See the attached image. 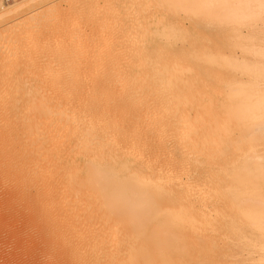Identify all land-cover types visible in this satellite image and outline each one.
Returning a JSON list of instances; mask_svg holds the SVG:
<instances>
[{
    "label": "bare ground",
    "instance_id": "6f19581e",
    "mask_svg": "<svg viewBox=\"0 0 264 264\" xmlns=\"http://www.w3.org/2000/svg\"><path fill=\"white\" fill-rule=\"evenodd\" d=\"M22 1L1 11L0 22L42 4ZM134 25L142 27L140 32L145 29L142 21ZM125 46V52L79 56L77 68L66 78L76 82L30 88L22 114L0 118V158L24 193L37 191L32 209L42 222L53 225V237L71 264H188V249L175 244L166 229L155 235L154 229L148 234L144 228L159 213L170 217L167 220L183 217L182 207L186 217L178 219L184 230L198 227L204 219L206 203L192 183L199 172L189 167L207 154L224 155V134L218 119L201 128L202 122L181 113L184 109L173 111L188 91L207 97L222 76L213 67L199 70L200 79L212 77L214 85L197 89L190 82L195 80L191 69L175 52L144 51L134 35ZM87 68L99 69V75L83 80ZM258 138L264 139V134ZM228 143L237 153L236 141ZM181 188L186 191L183 199ZM191 196L196 198L192 201Z\"/></svg>",
    "mask_w": 264,
    "mask_h": 264
},
{
    "label": "rangeland",
    "instance_id": "374dc122",
    "mask_svg": "<svg viewBox=\"0 0 264 264\" xmlns=\"http://www.w3.org/2000/svg\"><path fill=\"white\" fill-rule=\"evenodd\" d=\"M21 1L0 0V12L24 2ZM175 2L42 0L39 7L23 9L19 15L3 20L0 22V118L22 114L30 88L76 82L66 78L86 52H125V44L133 35L144 51L175 52L178 61L191 69L195 80L190 82L194 88L199 89L201 84L208 88L214 85L212 77L200 79L199 72L213 67L222 76L218 87L207 97L188 91L173 111L178 114V110L184 109L181 113L188 112L193 121L202 122L201 128L218 119L224 134L221 138L224 155L218 158L217 154L206 153L208 157L203 156L201 163L189 167L199 172L192 183L199 187L195 190L201 191L203 204L206 203L204 219L199 220L203 225L192 227L194 231L184 230L180 220L186 209L182 207L180 220L177 217L167 220L170 217L159 213L147 221L144 232L150 234L154 229L157 235L166 229L175 244H184L188 249L191 254L188 264H264V139L258 138L264 119L262 26L259 20H247V10L243 8L202 9L190 5L204 0ZM215 2L239 5L248 0ZM135 20L144 22L146 30L140 32L142 27L136 28ZM98 71L85 69L83 80L88 81L91 75L96 78ZM190 79L194 78L190 76ZM254 129L258 130L254 132ZM243 135L245 138L241 140ZM228 139L236 141L237 153L232 151ZM0 167V264H71L60 241L53 237V225L42 222L43 217L32 209V196L37 191L24 193L10 179L13 174L6 172L2 158ZM184 192L181 188L179 198L183 199ZM195 198L191 196L192 201ZM191 213L197 217L193 210ZM145 233L142 244L146 243Z\"/></svg>",
    "mask_w": 264,
    "mask_h": 264
},
{
    "label": "snow or ice",
    "instance_id": "6c2138e0",
    "mask_svg": "<svg viewBox=\"0 0 264 264\" xmlns=\"http://www.w3.org/2000/svg\"><path fill=\"white\" fill-rule=\"evenodd\" d=\"M193 8L213 9L218 7L224 8H243L247 10L246 19L249 21L259 20L262 26V40H264V0H248L244 4H222L215 0H204L203 3L190 5ZM261 54L264 56V43H262ZM261 73L264 75V61H262ZM261 132L264 134V119L261 122Z\"/></svg>",
    "mask_w": 264,
    "mask_h": 264
}]
</instances>
